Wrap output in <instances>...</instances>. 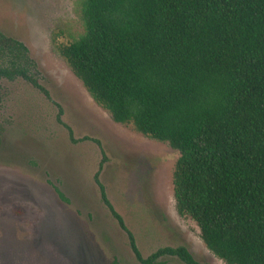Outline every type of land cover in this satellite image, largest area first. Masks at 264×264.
I'll use <instances>...</instances> for the list:
<instances>
[{
    "label": "trees",
    "instance_id": "trees-1",
    "mask_svg": "<svg viewBox=\"0 0 264 264\" xmlns=\"http://www.w3.org/2000/svg\"><path fill=\"white\" fill-rule=\"evenodd\" d=\"M81 11L79 39L53 38L73 74L116 123L180 153L176 209L209 251L264 264V0H82ZM18 79L49 97L28 47L0 31V101L1 82ZM96 181L139 262L202 264L183 246L144 259Z\"/></svg>",
    "mask_w": 264,
    "mask_h": 264
},
{
    "label": "rangeland",
    "instance_id": "rangeland-1",
    "mask_svg": "<svg viewBox=\"0 0 264 264\" xmlns=\"http://www.w3.org/2000/svg\"><path fill=\"white\" fill-rule=\"evenodd\" d=\"M81 1L0 0V31L28 47L49 93L1 82L0 264H142L96 178L144 259L183 246L202 264H225L178 215L180 153L116 123L57 51L55 35L69 43L85 32Z\"/></svg>",
    "mask_w": 264,
    "mask_h": 264
}]
</instances>
